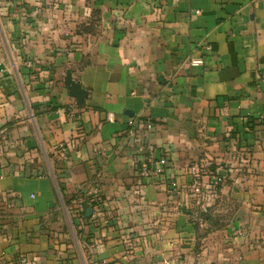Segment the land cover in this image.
I'll list each match as a JSON object with an SVG mask.
<instances>
[{
  "label": "crops",
  "instance_id": "crops-1",
  "mask_svg": "<svg viewBox=\"0 0 264 264\" xmlns=\"http://www.w3.org/2000/svg\"><path fill=\"white\" fill-rule=\"evenodd\" d=\"M166 263L264 264V0H0V264Z\"/></svg>",
  "mask_w": 264,
  "mask_h": 264
},
{
  "label": "built area",
  "instance_id": "built-area-1",
  "mask_svg": "<svg viewBox=\"0 0 264 264\" xmlns=\"http://www.w3.org/2000/svg\"><path fill=\"white\" fill-rule=\"evenodd\" d=\"M202 60H194L193 64H200ZM131 123V122H130ZM65 144L59 143L56 147V156L59 161H61L65 156ZM165 159H161L160 163L164 164ZM189 172L192 175L191 184L189 185V192L192 198V205L195 207L194 221L201 222L203 220V213L211 205L210 203L216 198L217 195V182L204 181L202 179L203 175L209 177H214L215 171L212 166L203 159H199L196 162L191 163L189 166ZM161 170L158 169L157 172ZM173 189H179L181 186L177 183L176 180L170 183ZM90 203H97L98 196H94L89 200ZM169 264V263H166Z\"/></svg>",
  "mask_w": 264,
  "mask_h": 264
},
{
  "label": "water",
  "instance_id": "water-1",
  "mask_svg": "<svg viewBox=\"0 0 264 264\" xmlns=\"http://www.w3.org/2000/svg\"><path fill=\"white\" fill-rule=\"evenodd\" d=\"M64 84L68 89L70 96L75 98L77 104H83L88 91L81 86V84L72 77L71 72L68 70L64 76ZM92 213V208L87 207L85 209L86 216H90Z\"/></svg>",
  "mask_w": 264,
  "mask_h": 264
},
{
  "label": "trees",
  "instance_id": "trees-1",
  "mask_svg": "<svg viewBox=\"0 0 264 264\" xmlns=\"http://www.w3.org/2000/svg\"><path fill=\"white\" fill-rule=\"evenodd\" d=\"M82 203H83V206H84V207H87V206H88V205L86 204V201H85L84 199L82 200ZM203 216H204V215H203ZM205 217H206V216H204V219H205Z\"/></svg>",
  "mask_w": 264,
  "mask_h": 264
}]
</instances>
